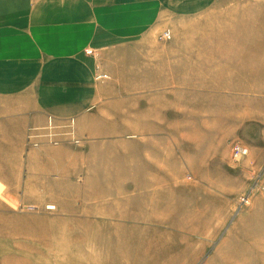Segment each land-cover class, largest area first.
Segmentation results:
<instances>
[{
	"label": "rangeland",
	"instance_id": "1",
	"mask_svg": "<svg viewBox=\"0 0 264 264\" xmlns=\"http://www.w3.org/2000/svg\"><path fill=\"white\" fill-rule=\"evenodd\" d=\"M168 21L98 56L82 124L0 132V264H264V0Z\"/></svg>",
	"mask_w": 264,
	"mask_h": 264
},
{
	"label": "crops",
	"instance_id": "2",
	"mask_svg": "<svg viewBox=\"0 0 264 264\" xmlns=\"http://www.w3.org/2000/svg\"><path fill=\"white\" fill-rule=\"evenodd\" d=\"M205 1L0 0V132L48 115L82 124L98 96V56Z\"/></svg>",
	"mask_w": 264,
	"mask_h": 264
},
{
	"label": "built area",
	"instance_id": "3",
	"mask_svg": "<svg viewBox=\"0 0 264 264\" xmlns=\"http://www.w3.org/2000/svg\"><path fill=\"white\" fill-rule=\"evenodd\" d=\"M170 36H171L170 31L166 30L161 34L160 38L169 39ZM86 52L91 53V49H87ZM59 126H61V125H55L54 124L52 117H48L46 124L44 126H42L41 128H36V130H37L36 133H32L31 138H34V137L38 138V139H36V141H32V146L37 147L42 143L41 139H39L40 137H43L44 141H46V143H49V144L54 145V146L59 145L61 142V139L58 136L60 134H57L55 131V129H57ZM73 126H74V119L71 118L70 121H68L65 125V127L68 129H67V131H65L64 135H67L69 137L70 141L73 142L74 144H81V139L76 137L74 134V130H72ZM234 150H235L234 156H238L239 155V147L237 145L234 146Z\"/></svg>",
	"mask_w": 264,
	"mask_h": 264
}]
</instances>
